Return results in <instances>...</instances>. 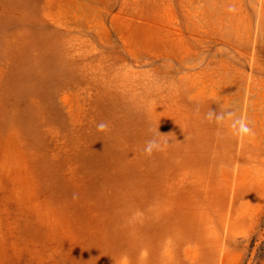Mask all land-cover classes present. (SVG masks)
I'll list each match as a JSON object with an SVG mask.
<instances>
[{"label":"rangeland","instance_id":"1","mask_svg":"<svg viewBox=\"0 0 264 264\" xmlns=\"http://www.w3.org/2000/svg\"><path fill=\"white\" fill-rule=\"evenodd\" d=\"M0 264H264V0H0Z\"/></svg>","mask_w":264,"mask_h":264},{"label":"clouds","instance_id":"2","mask_svg":"<svg viewBox=\"0 0 264 264\" xmlns=\"http://www.w3.org/2000/svg\"><path fill=\"white\" fill-rule=\"evenodd\" d=\"M209 115H211V114H209ZM216 119H220V117H216ZM237 125H239V127H238L239 133L247 134L250 132V129L247 126V124L242 123L240 121H235L233 123L232 127L234 129H236ZM96 128L98 131L103 132L108 128V124L106 122H99L96 124ZM166 144H167V141H160L158 138L152 137L145 142V145L143 147V153L146 156L150 157L154 152L163 151L164 145H166Z\"/></svg>","mask_w":264,"mask_h":264}]
</instances>
